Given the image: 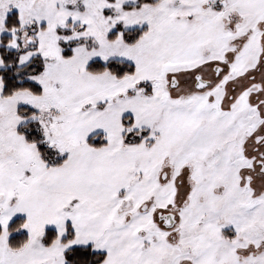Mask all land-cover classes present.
Instances as JSON below:
<instances>
[{
  "label": "snow or ice",
  "instance_id": "1",
  "mask_svg": "<svg viewBox=\"0 0 264 264\" xmlns=\"http://www.w3.org/2000/svg\"><path fill=\"white\" fill-rule=\"evenodd\" d=\"M0 264H264V0H0Z\"/></svg>",
  "mask_w": 264,
  "mask_h": 264
}]
</instances>
